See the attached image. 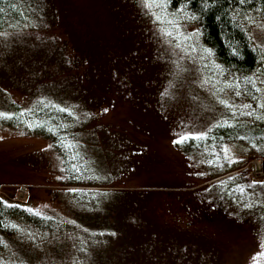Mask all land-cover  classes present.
<instances>
[{"label":"rangeland","instance_id":"1","mask_svg":"<svg viewBox=\"0 0 264 264\" xmlns=\"http://www.w3.org/2000/svg\"><path fill=\"white\" fill-rule=\"evenodd\" d=\"M12 3L0 198L43 224L2 221L0 263L264 264V145L248 136L264 134V21L248 20L262 60L242 77L169 0L152 11L179 35L142 0ZM31 118L70 133V170Z\"/></svg>","mask_w":264,"mask_h":264},{"label":"trees","instance_id":"2","mask_svg":"<svg viewBox=\"0 0 264 264\" xmlns=\"http://www.w3.org/2000/svg\"><path fill=\"white\" fill-rule=\"evenodd\" d=\"M12 5V0H0V29L5 26L7 12ZM169 5L183 7L191 13L194 23L200 27L204 42L212 49L214 57L228 73L245 77L260 65L262 58L258 48L253 45L248 20L256 15L264 21V0H169ZM4 120L7 119L0 117V123L2 121L4 123ZM26 121H32L33 132L43 135L54 144L66 164V169L70 170L69 167H72L74 158H71V152L66 151L64 146V141L67 142L71 138L70 133L63 128L64 126L58 128L57 124L54 126V120L48 118L42 126L37 125L32 118ZM252 133L248 136L253 142L264 145V134L261 133L263 136L257 137L258 134L255 136ZM70 158L72 160L68 162ZM4 201L6 200L0 198V226L3 224L2 221L12 217L13 214L31 221L35 226L43 224L37 212L19 207L16 205L18 202L14 201L6 202L14 203L15 209L10 207L6 209L2 205Z\"/></svg>","mask_w":264,"mask_h":264},{"label":"snow or ice","instance_id":"3","mask_svg":"<svg viewBox=\"0 0 264 264\" xmlns=\"http://www.w3.org/2000/svg\"><path fill=\"white\" fill-rule=\"evenodd\" d=\"M142 3L144 5V7H146L147 9H149L151 11V14L153 15L154 19L156 21H160L161 22V32L162 34H164L165 36L168 35H173V34H177L179 35L178 29H179V25L175 24L174 27H172L173 21L168 20L167 24L169 26L165 27L164 22H165V17L167 16L166 12H162V13H157L155 11H152L154 8H161V9H165L167 7V5L164 3V0H142ZM207 51H211L210 49H208ZM225 104H227V101H224ZM3 115L5 116H10L11 114L9 113H4ZM187 136H204L206 135V133H188L186 134ZM181 140L184 139V137L180 138ZM7 203V202H6ZM258 255H264V253L262 254H258ZM254 264H257V262L254 261Z\"/></svg>","mask_w":264,"mask_h":264},{"label":"built area","instance_id":"4","mask_svg":"<svg viewBox=\"0 0 264 264\" xmlns=\"http://www.w3.org/2000/svg\"><path fill=\"white\" fill-rule=\"evenodd\" d=\"M24 187L22 188V191H23Z\"/></svg>","mask_w":264,"mask_h":264}]
</instances>
